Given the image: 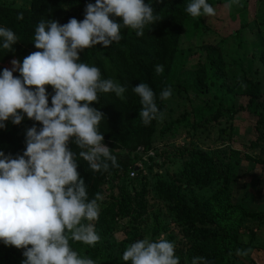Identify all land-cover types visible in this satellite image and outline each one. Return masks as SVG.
Wrapping results in <instances>:
<instances>
[{"label":"trees","instance_id":"16d2710c","mask_svg":"<svg viewBox=\"0 0 264 264\" xmlns=\"http://www.w3.org/2000/svg\"><path fill=\"white\" fill-rule=\"evenodd\" d=\"M144 2H151L154 14L161 19L146 26L143 36L121 29L119 43L108 48L96 45L79 54L80 62L99 67L102 78L120 83L126 92L123 99L113 93L100 94L99 103L92 104L103 113L99 132L116 157L117 166L110 165L107 172H92L87 162L78 158L77 171L87 185L89 198H94L96 193L103 195L99 218L93 222L100 240L95 246L73 241L70 246L82 257L93 259L95 264H126L122 260L123 252L138 239L154 241L163 235L175 244L176 237L167 224L168 218L187 241L183 248L175 247L180 264H192L194 257H202L207 264H243L236 254L237 249L243 250L239 234L248 231L252 241L254 228L264 222V203L252 206L243 196L232 195L234 186L250 174L248 170L241 173L242 165L237 158L241 159L245 152L241 155L240 150L231 148L229 154H225L229 160L223 163L217 152L207 153L200 148L199 135L207 128L221 126L224 120L228 125L218 129L217 139L223 140L226 136L231 140L238 132L233 121L246 113L245 137L254 139L249 142V150L264 167L261 155L264 92L259 83L246 74L242 53L231 58L226 57L222 49L229 39H233L236 47L243 46L239 31L247 27L251 31L256 28V34L264 41V0L256 1L262 12L251 21L246 12L248 0H239L230 7V0H207L215 12L220 7L221 14L229 19L239 18V30L225 36L217 35L221 21L218 16L192 18L186 12L191 0ZM88 3L94 4L95 0H30L29 8H17L0 0V27L11 29L18 38L11 51L4 49L0 41V60L11 58L22 63L26 56L38 51L33 41L35 27L41 20H55L61 25L71 18L82 21ZM21 14L23 18L18 19ZM116 20L121 22V18ZM260 54V63L264 66V47ZM156 65L164 66L163 74H156ZM3 69L0 65V72ZM140 82L153 89L158 108L171 118L159 135L175 134L178 128H183L189 139L187 146L177 148L175 155L168 156L159 165L156 162L160 167L180 161L181 169L167 179L155 173L154 184L148 174L140 171L139 163L151 151L158 121L145 126L139 117L141 105L132 88ZM169 86L172 96L161 101V90ZM46 88L51 94V86L46 85ZM34 123L38 129L41 127L26 116L19 125L6 122V126L0 128V151L13 157L22 154L26 130ZM70 147L78 151L75 145ZM232 152H235L233 157ZM132 171L135 175L130 178ZM262 180L264 182V176ZM211 184L217 189L210 198L195 195ZM152 193L167 210L165 215L153 202ZM106 221L112 224L109 233V228L104 226ZM117 232L123 235L119 240L114 239ZM22 251L0 242V264H22Z\"/></svg>","mask_w":264,"mask_h":264},{"label":"clouds","instance_id":"9594fccd","mask_svg":"<svg viewBox=\"0 0 264 264\" xmlns=\"http://www.w3.org/2000/svg\"><path fill=\"white\" fill-rule=\"evenodd\" d=\"M237 3L230 0L229 7ZM186 12L192 18L216 15L207 0H191ZM17 18L22 19V14ZM160 19L151 2L95 0L86 5L82 21L71 18L61 25L41 20L33 41L38 51L22 63L13 59L12 68L0 72V128L8 121L19 125L25 116L41 125L38 129L34 123L26 130L22 154L13 157L0 151V242L23 250L22 264H95L70 246V241L95 246L100 240L93 222L99 218L103 195L89 198L77 171L78 158L92 172L117 166L99 132L103 113L92 104L99 103L100 94L113 93L123 99L126 88L102 78L99 67L80 62L79 54L96 45L108 48L119 43L121 29L143 36L145 27ZM0 41L11 51L18 38L11 29L0 27ZM17 71L19 76H14ZM155 72L163 74L164 66L156 65ZM46 85L51 86V94ZM132 91L139 97L142 123L162 122L165 114L157 106L153 89L140 82ZM171 96L169 86L161 90L159 99ZM250 251L237 249L236 254L246 256ZM122 260L126 264H180L175 244L163 237L136 240L123 252ZM200 262L207 264L202 257L192 259V264Z\"/></svg>","mask_w":264,"mask_h":264},{"label":"rangeland","instance_id":"374dc122","mask_svg":"<svg viewBox=\"0 0 264 264\" xmlns=\"http://www.w3.org/2000/svg\"><path fill=\"white\" fill-rule=\"evenodd\" d=\"M6 1L17 8H29L30 6V0ZM256 1L258 0H248V7L246 12H248V20L250 21L252 19H255L257 13L262 12ZM217 8L218 10L216 12V16H218L221 20L219 23L220 28L217 31V35L225 36L226 34H230L231 32L239 30V18L235 17L233 19H229V17H227L226 15L221 14L220 7ZM218 13H220V15ZM239 32L241 33V39L243 40L244 45L238 48L235 46L233 39H229L227 43L222 46L223 53H225L226 57L231 58L235 57V55H240V53H242V56L244 58L243 66L246 74L249 77H252V79L255 80L257 83H259L264 92V66L260 63L259 58L261 55L260 52L264 47V41H262L260 39V36L256 34V28L251 31L247 27L243 30H240ZM11 61V58L0 60V65H2L4 68L11 69ZM13 75L18 76V72H14ZM245 114H243L242 116L238 115V117H236L233 121L234 127H236L237 131L240 134L237 132L236 135H233L231 140H228V138H225L226 136H224L225 139L223 138V140L229 142L223 141L222 139H217L218 129L220 127L223 128L224 126L226 127V125H228L224 123V120H222L221 126L216 125L213 128H207L205 129V131L201 132V134L199 135V144L200 148H204V151H207V153L211 151L217 152L216 155H219L223 163H226L229 160L227 155L225 154H229L231 148L240 150L241 155L242 152H245V156L242 155L241 159L239 158V156L237 158L242 165L241 173H244L246 170H248L250 174H248L244 179L241 180V182H238L234 186L232 195H239V197L243 196L246 199V202L250 205L252 203V206H260L264 203V182L262 180L264 176V167L260 166L261 162L259 160H256L253 153H251V150H249V142L254 139L249 136L245 137L247 130H244V128L248 123L247 120H245ZM166 115L167 114H165L162 122H158L157 132L152 137L153 140L151 144V151L144 156V161L139 163V166L141 168L140 171L142 173L148 174V178L153 184L156 180L155 173L162 176V178L167 179L168 176L177 173L181 169L183 163L180 161L175 162L173 164L166 163L165 165H162L160 167H157L156 162L159 165L163 161H165L168 156L175 155L178 150L177 148H185L189 140L186 136V130L183 128H178L175 134H164L162 136L159 135L161 129H163L164 126H166L168 121L171 119ZM234 153L235 152H232L231 157L234 156ZM261 155L264 157V150H262ZM259 180L261 184L257 185ZM216 189L217 186L211 184V186L205 187L203 190H198L195 195L198 194L204 199L210 198L215 193ZM189 194L190 193H188L187 195ZM247 197L249 198V202ZM152 200L156 203V207L160 208L163 214L165 215L167 213V210L164 208L162 203L157 202L156 196L153 193ZM109 216L112 217L111 215ZM110 217L108 219H110ZM166 221L168 226H170L171 232L176 237L174 241L175 247L178 249L183 248L184 244L187 243V241L184 238L182 239L180 230L175 227L173 222H171L168 218L166 219ZM104 226L109 228V233V231H111L110 227L112 226V224H109L108 221H106ZM250 235L251 234L245 230L240 232L238 241L240 244L243 245V250L251 249V251L246 256L238 255V258L243 264H253L252 262H254V264H264V222L259 225V228H254V235L252 241L250 240ZM122 236L123 235H121L120 232H117L114 239L119 240L122 238ZM161 237L164 238L163 235Z\"/></svg>","mask_w":264,"mask_h":264},{"label":"built area","instance_id":"2783aa9c","mask_svg":"<svg viewBox=\"0 0 264 264\" xmlns=\"http://www.w3.org/2000/svg\"><path fill=\"white\" fill-rule=\"evenodd\" d=\"M134 175H135L134 171H132V172L129 173V177L130 178L134 177Z\"/></svg>","mask_w":264,"mask_h":264},{"label":"water","instance_id":"95a60500","mask_svg":"<svg viewBox=\"0 0 264 264\" xmlns=\"http://www.w3.org/2000/svg\"><path fill=\"white\" fill-rule=\"evenodd\" d=\"M134 170H135V171H137V170H138V168H134Z\"/></svg>","mask_w":264,"mask_h":264}]
</instances>
